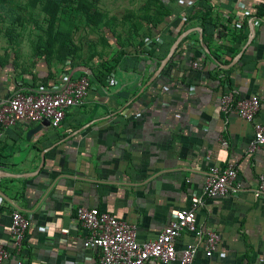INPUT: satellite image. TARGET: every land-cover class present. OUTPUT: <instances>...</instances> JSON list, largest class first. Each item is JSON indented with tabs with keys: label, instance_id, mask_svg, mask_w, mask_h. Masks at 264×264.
<instances>
[{
	"label": "crops",
	"instance_id": "0c3cea01",
	"mask_svg": "<svg viewBox=\"0 0 264 264\" xmlns=\"http://www.w3.org/2000/svg\"><path fill=\"white\" fill-rule=\"evenodd\" d=\"M197 1L129 0L134 18L111 29V48L70 67L18 53L0 60L3 97L51 87L66 71L91 78L102 60L114 67L113 83H91L82 106L68 109L58 128H44L28 141L27 131L38 123L0 127V170L24 175L0 179V244L9 252L3 264L18 258L26 264H100V251L84 246L88 233L76 220L79 207L134 224L138 242H146L167 227L173 211L188 209L192 197L201 199L198 227L216 232L219 243L210 258L200 248L190 264H264V201L255 193L264 176V146L248 152L255 123L264 122V0H207L215 25H207L210 43L200 23L190 22L188 30L200 31L182 39L175 63L155 79L161 61L132 56L149 40L160 42L157 53L167 56L184 24L177 4L190 9ZM238 34L245 36L240 43ZM118 43L128 44L129 53L119 63L113 60ZM229 92L259 97L254 122L219 110L221 95ZM212 165H233L240 189L207 198L203 187ZM40 166L36 175H25ZM14 210L29 222L19 251L8 230ZM191 239L184 233L178 250Z\"/></svg>",
	"mask_w": 264,
	"mask_h": 264
},
{
	"label": "built area",
	"instance_id": "2783aa9c",
	"mask_svg": "<svg viewBox=\"0 0 264 264\" xmlns=\"http://www.w3.org/2000/svg\"><path fill=\"white\" fill-rule=\"evenodd\" d=\"M178 5L181 8L186 7L183 2H179ZM181 19L185 20V15L181 14ZM155 42L149 40L145 45L155 50L157 48ZM70 65V60L64 62L65 67ZM193 67L197 68L198 63L194 62ZM112 83L113 79L110 76L106 80V86ZM90 86L87 75L75 78L70 71H66L51 87L41 88L35 92L18 89L10 97L0 95V127L9 128L21 121L41 123L48 120L50 127L58 128L68 109L82 106ZM218 108L221 112L235 114L252 123L259 112L260 99L256 95L239 99L232 92L224 93L220 97ZM262 146L264 122H256L248 152L253 153ZM237 176V169L233 165L224 168L210 166L205 175L203 194L207 198H216L225 196L230 191H238L240 187L236 183ZM255 193L264 201V176L259 177ZM199 205L201 199L192 197L188 209L173 211V218L167 227L153 240L146 242H138L137 228L134 224L100 212L97 208L79 207L76 211V220L88 233L84 246L100 251V264H146L151 260L161 264L173 262L190 264L200 248L204 256L210 258L219 243V235L216 232H204L198 227ZM28 225V220L19 211H12L8 230L18 251ZM62 233H67V230H62ZM184 233L190 234L192 239L178 250L177 241ZM8 258L9 252L0 244V264ZM13 264L26 263L18 258Z\"/></svg>",
	"mask_w": 264,
	"mask_h": 264
},
{
	"label": "rangeland",
	"instance_id": "374dc122",
	"mask_svg": "<svg viewBox=\"0 0 264 264\" xmlns=\"http://www.w3.org/2000/svg\"><path fill=\"white\" fill-rule=\"evenodd\" d=\"M129 4V0H0V60L7 62L17 53L29 59L51 56L58 64L66 58L75 64L91 60L97 51L111 48L107 38L116 35L113 27L134 18V12L128 16Z\"/></svg>",
	"mask_w": 264,
	"mask_h": 264
},
{
	"label": "trees",
	"instance_id": "16d2710c",
	"mask_svg": "<svg viewBox=\"0 0 264 264\" xmlns=\"http://www.w3.org/2000/svg\"><path fill=\"white\" fill-rule=\"evenodd\" d=\"M178 7L180 9V11L178 13L179 18L181 19V14L185 15V20H183L184 24H183L181 30L179 31L178 35H180L181 33L185 32L186 30L191 28L190 22L194 21V22L200 23L201 28L203 29V31H205V34H207V36H206L207 38L204 39V42L206 44L210 43V41L212 39V34H210V32L208 31L207 25H209V23L212 24V26H214V27H215V25H214V23H212V21L210 19V16L212 14V8L208 4L207 0H198L196 2V4H194L193 7H191L190 9L189 8H181V6H179V5H178ZM244 39H245V36L243 34H238L234 37V40L238 43H240ZM155 44L157 45V48L155 50L152 49L150 46L147 47L146 45H144L142 48L135 51L132 56L137 57V58L148 57V58H151L157 62L162 61V59H164L166 57V54L159 55L157 52L160 50V48L162 46L160 45V42H158V41H156ZM181 44H182V42L178 45L173 56L170 58L169 62L171 64L173 62L175 63V56H176L177 52L179 51ZM118 45L121 47V49L113 57V60L116 61L117 63H119L124 56L129 55V53H127L125 50V47H127V46L123 47V46H121L120 43H118ZM176 64H178L177 61H176ZM113 69H114V67L111 66V64L108 61L102 60L98 64V71L91 72V78H89L90 83L95 82V83L100 84L102 87H105L106 80L108 79V77H110L112 75ZM82 75H87V74L82 73ZM224 84L228 85V82L227 83L224 82Z\"/></svg>",
	"mask_w": 264,
	"mask_h": 264
},
{
	"label": "water",
	"instance_id": "95a60500",
	"mask_svg": "<svg viewBox=\"0 0 264 264\" xmlns=\"http://www.w3.org/2000/svg\"><path fill=\"white\" fill-rule=\"evenodd\" d=\"M193 31H200L199 28H195V29H190V30H187L185 32H183L182 34H180L177 39L174 41V43L172 44L167 56L161 61L160 63V66L158 68V70L154 71L153 68H150V72L152 73L154 71V74H153V79H155L160 71L168 64V62L170 61V58L172 57V55L174 54L175 50L177 49L179 43L182 41V39L188 35L190 32H193ZM254 35V32H253V28L250 27V36L252 37ZM145 63H148L150 64V62H146V61H141L140 64H143L145 66ZM144 68H140V71L143 72ZM49 127V121L48 120H44L42 121L41 123H38L35 127H33L32 129L28 130L27 133H26V139L29 141V139L35 135L36 133H38L39 131L43 130L44 128H47ZM42 165V163H41ZM42 166H40L38 168V170L35 172V173H29V174H25L26 176L29 175H36L38 173V171L40 170ZM25 176V177H26ZM21 177H24V175H13V174H8L6 172H3L0 170V179L2 178H21Z\"/></svg>",
	"mask_w": 264,
	"mask_h": 264
}]
</instances>
